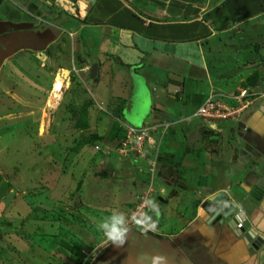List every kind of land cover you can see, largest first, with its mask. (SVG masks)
I'll return each mask as SVG.
<instances>
[{"label":"crops","instance_id":"crops-1","mask_svg":"<svg viewBox=\"0 0 264 264\" xmlns=\"http://www.w3.org/2000/svg\"><path fill=\"white\" fill-rule=\"evenodd\" d=\"M223 2L14 0L15 5H10L11 0H0V76L6 74L5 80L16 87L12 83L17 74L13 70L14 61L18 55L29 53L39 60L37 73L45 76L42 81L35 79L34 85H47L52 73L43 65L48 56L40 60L38 54L50 50L56 71L67 69L62 65L57 45L74 44L79 73L89 74L91 63H96L95 86L99 85V71L110 75L117 72L120 73L117 76L124 74L129 78L127 100L139 86L138 81L146 86L149 107L134 128L148 121L186 122L208 96L216 92L237 96L236 83L239 85L240 77L244 78L240 85L250 100L244 102L236 122L224 121L230 124L226 130L205 128L217 132L218 139L211 143L200 133L201 142L208 143L205 150L196 154L199 149H186L176 170L159 159L160 150L152 176L156 175L157 192L147 213L149 218L143 220L145 228L137 224L126 226L122 244L117 246L109 240L91 264H264V13L234 23L226 17ZM87 29L98 32L96 40L100 48L95 53L87 51V38L83 35ZM205 48L210 57L228 49L234 53L231 61L242 54L241 69H234L229 75L221 74L219 69L209 71ZM82 50L88 55L86 60L78 56ZM261 51L262 57L257 55ZM73 64L72 61L70 70L76 72ZM253 72L259 78L245 84ZM182 84L184 88L191 86L184 90ZM15 89L7 92L9 101L21 99V92ZM35 92L29 97L35 96ZM49 94L46 91L44 97ZM112 98L124 101L118 96ZM194 122L195 118H191L186 125L193 123L199 131L200 121ZM182 135L186 137V133ZM167 136L162 138L165 143ZM167 155L164 156L168 159ZM127 163L136 171L137 188L134 183L133 188L138 192L147 181L146 163H142L143 168ZM139 175L144 177L140 180ZM220 193L232 204L226 219L214 217L203 207L210 196ZM126 210L119 215L124 216ZM237 224L241 227L236 228ZM245 226L247 229H243ZM247 230L261 239L260 245L244 239Z\"/></svg>","mask_w":264,"mask_h":264},{"label":"rangeland","instance_id":"rangeland-1","mask_svg":"<svg viewBox=\"0 0 264 264\" xmlns=\"http://www.w3.org/2000/svg\"><path fill=\"white\" fill-rule=\"evenodd\" d=\"M7 4L9 2H1V5ZM10 5H15L14 0ZM93 31L96 32L94 29L83 32L87 38L88 53H95L100 48L96 40L98 32ZM57 46L61 49L62 65H66L67 69L56 71L57 65L50 58V50L38 54L40 60L48 56L43 65L52 73L48 76L47 85H34L35 79L42 81L45 76L37 73L35 68L39 64L36 61L39 60L29 53L28 56L27 53L18 55L14 61L16 69L13 70L17 74L13 76L12 83L16 87L5 80L6 74L0 76V264H76L81 258V250L104 247L102 243L109 240L101 228L102 224L114 223L113 217L120 216V212L127 209L123 216L127 225L129 216L144 199L143 216L149 218L147 213L156 196V175L151 186H148L147 177L144 187L137 192L135 169H131L128 159L116 150L117 143L106 142L112 123L121 128L123 138L124 126H127L124 122L130 127L139 126L140 123L136 125V122L145 111L146 86L138 81L139 86L133 89L132 98L127 100L129 78L124 74L117 76L120 74L117 72L110 75L100 71L99 85L93 86L89 74H81L76 69L78 60L74 44L65 42ZM262 53L257 55L262 57ZM204 54L208 56L209 71L219 69L223 75L241 69L244 61L242 54L231 61L234 53L228 49L210 57L211 53L205 48ZM78 56L85 60L88 57L83 50ZM72 61L76 72L70 70ZM253 74L259 77L258 73ZM55 76L63 79L62 88L56 92V98H50ZM249 78L245 79V84L249 83ZM243 79L240 77L239 81L242 83ZM241 83H236L239 90L236 92H243ZM189 86L191 84L184 88L182 84L184 90ZM15 88L18 93L21 92V99L9 101L7 92ZM34 90H37L35 96L29 97ZM46 91L47 94L50 92L49 97H44ZM148 92L152 99L150 88ZM236 94L238 97L239 94ZM246 95L242 96L243 100L239 97V105L250 100ZM111 96H118L124 101L118 102L117 98L110 100ZM47 102H51L50 108L46 107ZM118 109L121 111L117 114L120 118H112L113 112ZM168 114L171 115V111ZM198 121L195 119L196 123ZM220 123L202 124L200 121L203 129H211L208 126H212L226 130L230 127L228 122ZM186 124L182 121L170 127L165 133L168 135L167 142L161 140V147L164 145V148L162 151L159 146L158 152H162L159 159L165 161L169 168L185 149L202 151L208 145L201 142V126L196 131L193 123ZM185 133L186 137H183ZM91 137L93 141L87 144L85 141ZM80 141L84 143L75 151ZM133 163L134 168H143V161ZM187 176L190 178L191 174L187 173ZM186 180L190 184V179L186 177Z\"/></svg>","mask_w":264,"mask_h":264},{"label":"built area","instance_id":"built-area-1","mask_svg":"<svg viewBox=\"0 0 264 264\" xmlns=\"http://www.w3.org/2000/svg\"><path fill=\"white\" fill-rule=\"evenodd\" d=\"M244 95L243 92L239 93V96H223L221 94H213L208 96L189 116L185 119L188 122L191 118H196L201 121L203 124L213 123V122H223V121H235L241 113L244 103L239 105V97ZM243 99V97H242ZM225 100V101H224ZM227 101L234 102L236 105H229ZM178 122L161 120L158 122H145L139 128H134L130 126H124L125 136L118 143L116 150L123 155L128 161L139 162L143 161L146 163V172L149 177L148 186H151L153 174L158 164V149L160 142L165 135L166 131L177 124ZM210 125V124H209ZM213 128L212 126H208ZM97 149L96 147L94 148ZM138 159V160H137ZM145 198V197H144ZM142 201V200H141ZM145 199L140 202L135 210L131 213V216L128 218V225L137 224L138 226H143L144 222V211H145ZM241 224H237L236 228H240ZM110 240V239H109ZM109 240L104 241L102 244L105 245ZM100 248H91L90 250L84 251L81 250V258L76 264H91V261L94 259L95 255L99 252Z\"/></svg>","mask_w":264,"mask_h":264},{"label":"trees","instance_id":"trees-1","mask_svg":"<svg viewBox=\"0 0 264 264\" xmlns=\"http://www.w3.org/2000/svg\"><path fill=\"white\" fill-rule=\"evenodd\" d=\"M69 2H75L76 0H68ZM222 7L224 8V12L226 14V17L232 21V22H240L245 19H249L252 17H255L257 15H261L264 13V0H224ZM259 77L254 75L251 76L248 80L249 81H256ZM121 104V103H120ZM120 109L116 110L112 114V118H120V115H117ZM196 119V118H195ZM82 128H85V125H82ZM164 137V136H163ZM123 139V132L121 128L119 129L116 125V123H112L108 135H107V141L106 142H115L117 143L116 146H118V143ZM93 141L92 137L88 138L85 142L87 144H90ZM84 141H80L77 147L75 148V151H78L81 144H83ZM96 144V143H95ZM95 145H93L94 147ZM200 151L196 150V154ZM184 152H187L185 149ZM182 156V154H180ZM172 164V168L175 170L180 167V158ZM66 248L67 246L64 245ZM68 249V248H67ZM80 260V259H79Z\"/></svg>","mask_w":264,"mask_h":264},{"label":"water","instance_id":"water-1","mask_svg":"<svg viewBox=\"0 0 264 264\" xmlns=\"http://www.w3.org/2000/svg\"><path fill=\"white\" fill-rule=\"evenodd\" d=\"M96 71H97L96 63L92 62L90 69H89V77L92 80L93 86H95L97 83ZM144 102L146 103L144 110L147 111L149 107V99H148V94L146 91L144 92ZM240 127L242 130V126ZM202 133L205 135V138H207L208 142H211V143L215 141L216 139H218L219 137L218 133L213 130L204 129L202 130ZM204 206L207 210H209V212L212 215H214V217H216L217 215L223 216L222 219L224 218L226 219L228 214H230V210L232 209V204H230L228 199L221 193L210 196L204 203L203 207ZM243 229H247V226H245ZM244 239L247 242H253V244L257 246L260 245V243L262 242L261 239L258 236L256 237L250 230L244 234Z\"/></svg>","mask_w":264,"mask_h":264},{"label":"clouds","instance_id":"clouds-1","mask_svg":"<svg viewBox=\"0 0 264 264\" xmlns=\"http://www.w3.org/2000/svg\"><path fill=\"white\" fill-rule=\"evenodd\" d=\"M114 223L108 224L104 223L101 225V228L105 230V234L107 237L113 241L114 244L120 246L123 242V236L125 229L122 227L124 225V217L119 216L113 217Z\"/></svg>","mask_w":264,"mask_h":264},{"label":"bare ground","instance_id":"bare-ground-1","mask_svg":"<svg viewBox=\"0 0 264 264\" xmlns=\"http://www.w3.org/2000/svg\"><path fill=\"white\" fill-rule=\"evenodd\" d=\"M62 73L65 74V72H62ZM62 81H63V79L60 76H57L56 77V79L52 83V92H51L50 98H56V96H55L56 95V92L57 91H60L61 88H62ZM50 103L49 102L46 103V107L47 108H50Z\"/></svg>","mask_w":264,"mask_h":264},{"label":"flooded vegetation","instance_id":"flooded-vegetation-1","mask_svg":"<svg viewBox=\"0 0 264 264\" xmlns=\"http://www.w3.org/2000/svg\"><path fill=\"white\" fill-rule=\"evenodd\" d=\"M236 122V121H235ZM200 133H202V131L200 130Z\"/></svg>","mask_w":264,"mask_h":264}]
</instances>
